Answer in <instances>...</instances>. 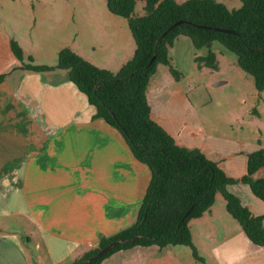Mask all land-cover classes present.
<instances>
[{"label": "crops", "instance_id": "1", "mask_svg": "<svg viewBox=\"0 0 264 264\" xmlns=\"http://www.w3.org/2000/svg\"><path fill=\"white\" fill-rule=\"evenodd\" d=\"M103 15L94 18L101 25L94 33L99 38L96 46H90L93 53L83 40L63 47L116 72L133 55L135 45L126 18L108 8ZM10 38L0 33V74L6 73L0 82V203L6 200L7 206L12 205L9 210L0 206V264H73L97 247L100 236H111L135 221L150 170L134 158L115 127L92 118L94 107L66 78V70L21 68ZM23 52L34 63L55 61H39ZM244 82L250 87L251 114L261 115L264 90L258 92L246 77ZM178 84L169 70L161 80L151 76L146 89L151 118L179 146L199 149L229 177L244 176L248 154L264 148V143L258 136L251 142L240 136L224 139V133L191 116L194 108ZM181 107L186 109L185 119L179 114ZM253 177L264 178V166ZM228 190L254 215L264 216V201L247 184L235 183ZM215 208L213 203L208 212L189 221L192 241L206 261L264 264V248L252 244L233 217H225L229 229L216 224L224 213L220 210L218 216ZM217 225L222 226L223 239L204 242L216 236ZM185 248L133 246L112 253L100 264H200Z\"/></svg>", "mask_w": 264, "mask_h": 264}, {"label": "trees", "instance_id": "2", "mask_svg": "<svg viewBox=\"0 0 264 264\" xmlns=\"http://www.w3.org/2000/svg\"><path fill=\"white\" fill-rule=\"evenodd\" d=\"M239 1V7L228 8L217 0H105L111 13L126 18L135 45L133 55L116 72L97 67L69 47L57 52L53 64L34 63L30 55L25 62L22 48L14 39L9 40L21 68L40 72L66 70V78L94 107L92 118H101L115 127L134 158L150 170L135 221L111 236H100L97 247L85 251L73 264H100L116 251L150 245L188 247L196 260L207 264L192 242L189 221L208 212L216 194L222 195L227 212L239 223L249 241L264 248V216L254 215L228 190L235 183L247 184L264 201V178L253 177L264 166V148L248 154L244 176L229 177L199 149L176 144L151 118L146 97L148 82L158 64L166 65L172 77L179 78L168 50L180 36L188 37L196 50L206 49L205 55L194 57L198 67L218 69L216 53L211 50L217 41L236 54L237 65L252 76L256 90H264V0ZM178 20L183 22L169 28ZM198 24L234 32L200 28ZM5 76L0 74V82ZM133 236L137 238L118 243L104 255L87 260L110 241Z\"/></svg>", "mask_w": 264, "mask_h": 264}, {"label": "rangeland", "instance_id": "3", "mask_svg": "<svg viewBox=\"0 0 264 264\" xmlns=\"http://www.w3.org/2000/svg\"><path fill=\"white\" fill-rule=\"evenodd\" d=\"M217 1L224 3L228 8L240 6L239 0ZM104 9H107L105 0H0V33L12 37L10 39H14L23 51L32 54L39 61L49 62L55 58L61 47L82 40L93 53L90 46H96L95 42L99 38L98 35L94 38V33L101 25V22L95 23L94 18L104 16ZM211 50L217 56V70L197 66L195 55H205L207 51L205 48L196 50L186 36L178 37L168 50L171 64L179 71L178 85L186 92V102L194 108L191 116L204 120L210 125H207L208 128L224 133V139H228V135L234 138L232 140L240 136L241 140L251 142L254 136H258L260 142L264 143V108L262 104L259 106L261 115L251 114L253 112L248 104L250 87L244 82L246 77L253 85L252 76L237 65L236 54L219 42L214 41ZM27 61L25 58V62ZM166 72L168 67L158 64L154 76L161 80ZM214 78L227 82L214 85ZM185 112L184 107L179 109L180 115L184 116ZM183 118L185 119V116ZM227 142L224 140V144ZM217 195L219 196L215 197L214 201L218 211L216 213L219 216L221 210L224 218L218 217L216 224L224 223V227L229 229L231 226L225 217L233 218L225 208L224 198L220 194ZM6 196L7 193L4 194V197ZM5 202L6 200H1L0 206L3 204L1 207L9 210L12 205L7 206ZM215 229L216 236L203 239L204 242L212 243L213 240L223 239L222 226L217 225ZM17 231L19 232V229ZM185 249L192 255L189 248ZM197 252L209 264L202 251L197 249Z\"/></svg>", "mask_w": 264, "mask_h": 264}, {"label": "water", "instance_id": "4", "mask_svg": "<svg viewBox=\"0 0 264 264\" xmlns=\"http://www.w3.org/2000/svg\"><path fill=\"white\" fill-rule=\"evenodd\" d=\"M183 22V20H178L176 22H174L169 28H172L173 26L179 24ZM200 28H205V29H210V30H215V31H221V32H231L233 33L234 31L228 28H222V27H217V26H209V25H202V24H198L197 25ZM207 46H210V44H208ZM154 56L151 58L150 62L153 60ZM220 83H222V81H215L214 85H219ZM190 209H188L184 215V217L189 213ZM137 238V236H133V237H129L126 239H118V240H114V241H110L109 243H107L106 245H104L103 247L99 248L98 251L96 253H94L91 257L87 258L88 261L96 259L102 255H104L109 249H111L114 245L118 244V243H122V242H130L133 241Z\"/></svg>", "mask_w": 264, "mask_h": 264}]
</instances>
